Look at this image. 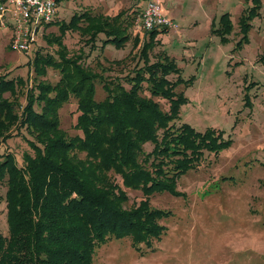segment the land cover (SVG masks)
<instances>
[{
  "label": "trees",
  "instance_id": "16d2710c",
  "mask_svg": "<svg viewBox=\"0 0 264 264\" xmlns=\"http://www.w3.org/2000/svg\"><path fill=\"white\" fill-rule=\"evenodd\" d=\"M245 1L251 7L237 17L232 50L247 42L251 21L259 17V0ZM53 22L46 28L57 25L59 34L46 36L45 42L57 49L35 53L31 85L0 75V142L20 137L31 151L23 154L21 166L8 151L0 154L7 223V234H0V264H92L96 249L112 239L128 238L133 247L150 250L164 232L159 222L168 213L152 209L148 197L173 192L177 179L203 153L215 156L228 141L212 129L199 133L177 124L186 98L176 89L188 87L194 77L182 79L181 67L165 51L151 60L159 31L145 32L143 41L131 40L125 12L107 16L82 11L68 22ZM67 32L79 33L88 55L80 48L68 56L63 44ZM231 32L228 15L222 14L211 33L226 44ZM130 40L128 56L108 62L124 68L137 50L134 64L119 75L104 77L112 67L96 72L85 64L97 42L100 50L108 45L121 50ZM260 59L264 64V55ZM47 68L59 74L54 85L39 80ZM97 81L106 93L102 101L95 100ZM262 86L264 90V82ZM19 93L25 100L20 112ZM71 98L76 100L74 128L79 132L74 137L60 128L59 117ZM155 99L165 101L167 110ZM146 144L152 145L150 152H145ZM123 189L141 192L142 199L127 208Z\"/></svg>",
  "mask_w": 264,
  "mask_h": 264
},
{
  "label": "rangeland",
  "instance_id": "374dc122",
  "mask_svg": "<svg viewBox=\"0 0 264 264\" xmlns=\"http://www.w3.org/2000/svg\"><path fill=\"white\" fill-rule=\"evenodd\" d=\"M104 1L91 0L86 7L82 0H63L67 4L61 12L57 7L56 22H68L74 13H80L85 8L103 15L125 12L132 25L129 29L131 40L135 37L142 41L147 38L145 31L138 27L146 0ZM174 1L181 6V14L186 18L183 20L198 22V27L186 33L195 45L188 46L191 40L178 35L169 38L174 44L164 50L168 38H162L164 44L157 38L158 44L151 53V60L154 61L159 52L165 51L181 67L182 79L194 77L191 85H181L176 89L186 98L177 124H186L199 133L212 129L220 133L228 144L215 156L203 153L201 160L177 179L173 192H156L148 197L152 209L168 213L159 222L164 232L158 241H153L150 250L133 247L128 238L112 239L96 249L92 264H264V64L260 59L264 55V0H259V17L251 21L247 42L234 50L232 45L238 38L237 17L242 10L251 7L250 2ZM172 2H165L164 7L170 9ZM222 14H227L232 24L226 44L219 43L211 33ZM177 21L181 18L178 17ZM58 34L57 25L47 28L45 25L29 53L21 54L11 48L12 28H0V75H6L8 79L20 77L30 86L34 78L32 60L35 53L54 54L57 47L46 44L45 37ZM131 40L120 51L112 46L100 50V43L97 42V50L91 52L84 62L96 72L112 67V70L103 72L104 77L119 75L134 64L137 50L133 51L124 68L108 62L126 58L132 50ZM63 44L69 57L77 54L80 48L85 54L89 53L78 32H67ZM58 79V72L51 68L39 77V80L52 85ZM253 83L256 86L252 87ZM19 94L20 108L17 111L20 112L25 100ZM105 96L103 85L97 81L95 100L102 101ZM155 101L162 110H167L165 101ZM59 117L60 128L68 137L79 135L74 128L77 117L75 99L71 98L60 109ZM22 133L31 140L28 134ZM144 150L150 152L152 145H144ZM4 151L13 154L19 166L22 165L23 154L31 152L26 142L16 136L0 142V154ZM79 158L83 155L80 154ZM113 177L120 185V178ZM123 190L128 196L127 208L142 199L139 191ZM5 191V184L0 183L2 235L7 234Z\"/></svg>",
  "mask_w": 264,
  "mask_h": 264
},
{
  "label": "built area",
  "instance_id": "2783aa9c",
  "mask_svg": "<svg viewBox=\"0 0 264 264\" xmlns=\"http://www.w3.org/2000/svg\"><path fill=\"white\" fill-rule=\"evenodd\" d=\"M59 0H0V28L12 26V50L28 54L40 29L57 17ZM11 22H9V21ZM145 32L177 30V24L166 17L157 0H146L139 17Z\"/></svg>",
  "mask_w": 264,
  "mask_h": 264
},
{
  "label": "crops",
  "instance_id": "0c3cea01",
  "mask_svg": "<svg viewBox=\"0 0 264 264\" xmlns=\"http://www.w3.org/2000/svg\"><path fill=\"white\" fill-rule=\"evenodd\" d=\"M91 0H82V3L83 4H85V6L87 7L88 6V3L90 2ZM103 1V0H102ZM106 1V0H105ZM104 1V2H105ZM168 1H173L172 2V5H170V6H172L170 9L169 8H165L164 6V3L166 2H168ZM62 2V1H61ZM60 2V4H59V6H58V9L60 8V12L65 8V6H66V4H67V2H64V5L62 4ZM101 2V1H100ZM157 2H158V4H159V7H160V9H161V11H162V13L166 16V17H168L169 19H172V20H174V22L177 24V30H174V31H169V32H164V33H167L166 35H164V33H163V31H161V30H157V31H159L160 32V34L158 35V37L157 38H160L159 40H161V43L162 44H164L163 43V39H166V38H168L167 40H166V43L168 44L167 46H164L163 47V49L164 48H168L169 49V47L168 46H173V42H170L169 41V38H175V37H178V35L179 36H184V37H187V35H186V33H189L190 31L189 30H194L196 27H198V22H197V20H191V19H189L188 20V22L187 21H185V20H183L185 17L181 14V11H180V9H181V6L179 5V4H175V1L174 0H157ZM107 3H108V1H107ZM174 3V4H173ZM144 6H145V3H144V5H143V8H144ZM173 7H176V9H174ZM143 8H142V10H143ZM142 10H141V12H142ZM82 11H88V8H85V9H83ZM92 11V10H91ZM90 11V12H91ZM97 13V12H96ZM117 14V13H116ZM116 14H114V15H116ZM141 14V13H140ZM114 15H109V14H107V16H114ZM178 17H180L181 18V21H177L178 20ZM57 19H58V17H56V21H57ZM186 19V18H185ZM129 20V19H128ZM9 21V20H8ZM9 22H11V21H9ZM179 23H181V25L179 24ZM9 27H11L12 28V26L11 25H8V27L7 28H9ZM132 27V26H131ZM138 27L140 28V24H139V21H138ZM141 29V28H140ZM142 30V29H141ZM144 31V30H143ZM208 32H209V28H208ZM163 38V39H162ZM187 39H190L191 40V37L190 38H188L187 37ZM189 44V45H188ZM187 45L188 46H190V47H194V43H193V41L191 40V42L190 43H187ZM106 47H111L110 45H108V46H106ZM105 47V48H106ZM116 50V49H115ZM165 50V49H164ZM116 51H120V50H116Z\"/></svg>",
  "mask_w": 264,
  "mask_h": 264
}]
</instances>
